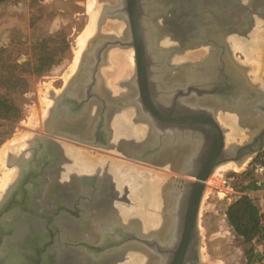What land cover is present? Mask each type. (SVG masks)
Listing matches in <instances>:
<instances>
[{
  "label": "flooded vegetation",
  "instance_id": "1",
  "mask_svg": "<svg viewBox=\"0 0 264 264\" xmlns=\"http://www.w3.org/2000/svg\"><path fill=\"white\" fill-rule=\"evenodd\" d=\"M122 1L124 0H118L115 5L109 3L103 5L98 18L99 31L92 37L91 45H89L91 48L85 54V59L89 57L90 71L87 70L85 75L81 74L84 71L79 70L68 83H62L59 92L54 96V103L49 115L45 118V125L42 124V129L33 133V137L30 139L24 156L26 159L29 158L30 162L26 161L25 165L20 168V171L22 169L26 171L21 177L25 183L20 185L21 187H17L19 193L13 200L16 208L6 221L0 220V264H52L55 255L58 256L60 253V246L57 245L63 242H73L77 248L83 249L84 254L90 256L105 255L111 249L110 244H113V247H116L114 249H117V246L126 238V232H121L117 228L113 231L117 221L123 224L131 218L134 220V227L129 236L135 237L133 252L136 251L135 253L145 256V264H158L159 257L156 255L158 253L153 248L152 240L164 231L163 222H167L170 218L167 229L173 238L179 237L181 234L175 224L178 215L175 204L177 198L174 193L177 188L174 186V178L189 179V177L177 174L171 179L159 170L144 167L145 171L157 172L151 174L154 177L150 180L152 184L151 182L145 183L147 190L144 193L145 200L142 197L140 205L139 203L136 205V214L133 216L132 214L125 216L118 209L113 208L118 210L120 217L117 221L111 219L108 223L102 219L104 213L103 188L97 183L94 186L87 184L86 187H83L76 179L79 174H92L95 170L83 171L69 183L63 180V169L72 163L73 158L68 148L83 150L82 153L87 163L95 162L91 159L96 156L95 154L101 155L100 152L93 154L92 150L80 148L78 144L89 148L120 149L125 157L136 156L141 159L142 163L176 172L181 164L182 156L187 154L188 149L186 145H182V140L187 139V134L195 135L197 133L196 129L192 130L191 128L182 129L173 126L162 130L161 127L155 125L156 122L152 119L153 114L142 110L141 105L137 102L138 94L136 95L135 89L128 84L135 74V67L127 77L121 75L118 77L117 75L118 79L124 80L116 81L112 87H109L107 75L101 71L109 56L117 54L120 57L126 48H132L133 57L135 56L132 45L123 43L126 40L128 22L126 18L117 15V9L121 8ZM145 1L149 7V0H144V3H146ZM153 6H155L154 3L151 8ZM104 11L110 13L102 19L101 14ZM108 19H118L117 22L124 24V29L114 28L102 32L101 27ZM145 41L148 53L151 52L149 55L155 54L156 56L154 61L151 59L154 73H152L150 91L153 101L158 107H161L162 111L169 112L174 105L179 113L183 106L191 107L199 104L210 107V104L213 105V103L216 107L222 106L221 101L218 104L213 99L202 97L197 100L194 93L192 96L178 95L180 91L186 92L184 88L186 86L173 88L172 92H169L170 90H167L169 82L164 75L166 71L174 73L173 69L169 70L165 63V56L155 48L152 37L151 39L145 38ZM116 48H120V51H115ZM205 50L196 49L186 55L198 58L205 55ZM114 59L117 66L109 72L116 74L119 59ZM84 67H86L85 63ZM220 74L226 75V78L221 75L216 79V82L222 86L223 92H234V82H236L234 78L228 75L229 73L224 69ZM253 75L254 72L251 77L255 80ZM68 87L69 89L64 93ZM119 92L121 93L119 94ZM175 95H177L176 98ZM229 98L233 105L234 97L230 96ZM227 100L224 98L225 102ZM174 101H177L176 104ZM130 111L136 117L138 116L140 121L145 122L147 135L135 144H129L123 140L115 142L117 126L114 122L121 113ZM220 112L235 115L233 110H219L215 115L216 120H218ZM112 143L115 144V147L112 146ZM124 143L128 146L125 147ZM31 147L36 149L35 152L33 151V154L35 153L33 156L30 151ZM171 155L175 158L174 161H171ZM171 162L173 163L171 164ZM115 163L117 164V162ZM165 188L168 191V202L165 201L166 198L163 194ZM142 195L141 192L140 196ZM160 222L162 223L160 224ZM95 230L98 234L97 239L94 237ZM198 233L200 238L186 247V263L184 264H204L200 257L202 234L199 224ZM174 244L171 242L168 245L169 252L160 255L162 264H170L169 262L173 260ZM94 247L99 250H95ZM131 252L127 250L126 254Z\"/></svg>",
  "mask_w": 264,
  "mask_h": 264
},
{
  "label": "rangeland",
  "instance_id": "2",
  "mask_svg": "<svg viewBox=\"0 0 264 264\" xmlns=\"http://www.w3.org/2000/svg\"><path fill=\"white\" fill-rule=\"evenodd\" d=\"M90 1L6 0L0 3V94L18 109V117L9 115L0 118V153L3 148L9 145L11 140H15L14 137L17 139L24 135L28 138L26 147L21 148L16 153L12 146H8L6 163L3 165L0 162V178L5 171L18 167L11 160V154H20L26 150L33 133L41 130L42 124L45 125L46 114H49L47 113L49 111L48 104L53 105L54 96L59 92L62 83H68V79L76 73L71 71V67L75 62L76 52L80 48V39L90 21L88 5ZM104 2L115 5L118 0H105ZM169 3V15L171 16L168 27L169 36L166 41H160L157 47L160 53L165 56L169 70L172 68L174 72L166 71L164 75L169 82L168 91L183 86L190 81H207L219 78L222 69L226 70L232 78H234V74H243L234 61H239L247 66L245 73H250V76L254 71L257 74L261 72L263 75L264 20L257 21L255 29L251 33L252 30L249 31V12L253 9H263L264 0H244L243 2L237 0H169ZM117 20H106V23L101 27L103 28L101 29L102 32L109 31L117 26L119 23ZM109 23L114 24L113 27ZM97 27H99V22ZM194 28L202 30V35H204V30L211 28L218 40L226 31L232 32V37L228 40V47L224 48L223 52L221 49L214 50L210 45L198 46L197 48L185 47L182 52L175 51V49L184 46L190 32L196 30ZM96 31H99V29L97 28ZM89 45L91 44L88 43ZM159 46L165 50H160ZM89 48L91 47H86L83 53ZM196 49H206L205 55L198 58L186 55ZM131 50L132 48H126L120 57L114 54L119 59L120 65V69L118 67L116 74L113 73L114 76L127 77L128 73H131L134 69V58L131 66ZM115 51H120V48H116ZM111 58L114 59L113 56H109L107 63L103 64L101 70L104 67L106 70L110 68L108 65ZM79 63H77V67H79ZM35 65H39L41 68L39 72L34 70ZM113 67L110 68L111 71L115 68ZM120 72L124 74H117ZM118 80L123 81L124 79ZM108 85L112 87L113 83L108 82ZM220 114H223L224 117L227 116L228 122L232 123L235 120V130L239 133L238 135L245 137V132L238 124L235 115L228 112H220ZM220 114L218 123L225 128L228 136L233 133L234 127L231 123L226 124L221 120ZM146 129L145 122L140 121L138 116L133 115L126 122L125 120L122 121L120 129L117 131L115 128V131L119 140L135 144L146 137ZM236 139H233L232 142L239 141ZM112 146L115 147V144ZM78 147L92 150L93 154H95L94 152H100V156L106 158V161H104L106 165L101 167L103 173L100 174L101 170L97 169L99 175L97 184L103 188L102 192L104 194V197H102L104 199L102 219L106 223L111 219L117 221L120 217L118 210L121 212L123 208L131 210L133 212L132 216L136 214L137 201L131 197L132 192H126L131 191L136 184V192H139V187L148 183L147 181L151 182L149 176L152 173H157L155 171L152 173L145 171L144 167L159 170L171 179L178 174L175 171H166L163 168H156L142 163L140 160L125 157L120 149L89 148L81 144H78ZM95 155L91 159L99 162V155ZM254 156L246 161L253 160ZM261 160H264V155ZM129 161L134 163V168L127 165ZM113 162H117L119 166L113 165ZM72 163H76L74 158H72ZM66 167L63 169L62 176L64 182L69 183L79 173L71 174L68 169L69 166ZM243 168L240 170L226 169L217 176H214V172L208 180L198 219L202 234L200 257L204 264H246L244 250L249 244L235 238L225 216L227 205L235 197L234 186L228 187L230 181L227 176L231 172L240 173ZM143 172L146 173V176L141 175ZM189 179L194 178L189 177ZM143 180L146 182L143 183ZM228 189H231V191L226 192ZM127 203L132 204V207L128 208ZM96 232L95 230L94 237L97 239L98 234ZM127 250L133 252L134 248H126L112 254L107 252L105 255L90 256L84 254L83 249L69 246L63 254L58 253V256L55 255L52 264H127L130 262L126 254Z\"/></svg>",
  "mask_w": 264,
  "mask_h": 264
},
{
  "label": "water",
  "instance_id": "3",
  "mask_svg": "<svg viewBox=\"0 0 264 264\" xmlns=\"http://www.w3.org/2000/svg\"><path fill=\"white\" fill-rule=\"evenodd\" d=\"M151 1L155 6L146 8L144 6V0H124L122 1L121 8L117 9V15L122 16L124 19L126 18L128 22V29L125 34L126 40L123 43L126 45L131 44L135 54V74L129 80L130 82L128 84L135 89L136 95L138 94L137 102L141 105L142 110L149 112L151 115L153 114L152 119L156 122L155 125L161 127L162 130L178 126L182 129L191 128L197 131L195 135H192L197 139V145H194V152L189 160L182 159L181 163L185 167L183 166L178 172L182 176H191L195 179L174 178V186L177 188L174 193L176 195L175 198H177L175 204L176 214L178 215L175 224L177 226L176 228L181 231V234L172 241V243H175L174 258L169 263L184 264L186 263V247L191 242L200 238L198 233V219L206 179L212 174L217 165L230 160L240 164L246 158H251L264 150V75L260 77L262 80H254L250 74L245 73L247 66H244L239 61H234L237 67L243 72V74H234V80L236 81L234 82V92L224 93L222 86L216 82L217 77L207 81H190L183 85L186 86L184 87L186 92L180 91L178 93V95L185 94V96H192L194 93L197 100L202 97L205 99H213L218 104L221 101L220 104L222 106L220 105L214 108L199 104L191 107L183 106L179 113L174 105L171 111H162L160 109L161 107H158L153 101L152 92L150 91L153 68L151 56L145 44L147 34L145 32V26L148 27L155 48L158 47L160 41H166V38L169 36L168 27L171 22V16L169 15L170 3L169 0ZM237 1L243 2L244 0ZM108 13L110 12H102V19ZM249 20V31H251L256 21L264 20V7L263 9L251 10L249 12ZM231 33L229 31L224 32L220 40H218L211 28L204 30V35H202V30H192L188 36L189 38L184 42V46L175 49V51L182 52L185 47L197 48L198 46L210 45L214 50L221 49L223 52L224 48L228 47L227 42L232 37ZM119 42L122 43L121 41ZM159 49L165 50L164 48H160V46ZM221 75L226 78V75ZM68 89L69 87L64 90V93ZM169 92L172 91L170 90ZM230 96L234 97L233 105L230 103ZM176 97L177 95H175ZM224 98L228 100L225 102ZM176 102L174 101L175 104ZM225 109L233 110L238 124L247 133L245 139L226 144L225 128L218 123L215 116L216 112ZM124 146L127 147L128 144L124 143ZM30 151H32V156L35 155V153L33 154V151H36L35 148L33 149L31 147ZM15 158L24 160V163L26 161L27 163L30 162L28 160L29 158H24L23 154ZM132 158L141 160L136 156H132ZM127 165L130 168L135 167L133 162L130 161ZM25 172L23 169L20 171L8 192L0 199V220L6 221L16 208L13 200L19 193L17 187L25 183L23 178H21ZM98 177L99 175L96 170L92 174H79L76 179L80 182L81 186L86 187L87 184L94 186L98 181ZM131 191L128 190L127 193ZM128 203L126 205L128 208H131L132 204ZM132 203L134 204V202ZM133 227L134 220H129L123 224H120V222L115 224L113 231L117 228L121 232H126V238L123 241L120 240L122 243L117 246V249H114L116 247L110 244L111 249L108 251L109 254L116 252V250L121 251L126 248H135V237L129 236ZM152 242L154 250L159 255H164L169 252V244L158 243L156 239H153ZM75 245L73 242H63L57 246H60V254H63L65 249Z\"/></svg>",
  "mask_w": 264,
  "mask_h": 264
},
{
  "label": "bare ground",
  "instance_id": "4",
  "mask_svg": "<svg viewBox=\"0 0 264 264\" xmlns=\"http://www.w3.org/2000/svg\"><path fill=\"white\" fill-rule=\"evenodd\" d=\"M146 2V1H145ZM149 8H151V6H152V3H151V0H149ZM105 4V2H104V0H91L89 3H88V5H89V11H90V21H89V24L87 25V28H86V30L84 31V34L82 35V37H81V39H80V42H79V45H80V48H79V50L76 52V56H75V62H74V64H73V66L71 67V71L72 72H76L75 74H77L78 73V71L79 70H81V71H84V72H81V74H85L86 75V72H87V70L88 71H90L89 70V67H88V64H89V57H88V59H85V54H86V52H84L83 53V51H84V49L86 48V47H89L88 46V43H91V37L95 34V32H97L96 31V29L98 28L97 27V23H98V18H99V13H100V8H102L103 7V5ZM144 6L146 7V8H148V5H147V2L144 4ZM99 7V8H98ZM146 22H147V20H146ZM257 22V21H256ZM256 22H255V24H256ZM121 23V22H120ZM120 23H118L117 24V26H115V27H113V25L114 24H111V23H109L112 27H113V29L115 28V29H117V30H121L122 28H123V25L124 24H120ZM255 24H254V27L252 28V31H251V33L253 32V30L255 29ZM146 28H145V32L147 33L146 34V39L149 37L150 39H151V35L149 34V30H148V27L147 26H145ZM195 27V26H194ZM188 28V27H187ZM101 29H103V28H101ZM110 29V28H109ZM124 29V28H123ZM194 29H196V28H194ZM238 39V38H237ZM237 39H236V41H237ZM90 49V48H89ZM82 53H83V56H82V58H81V55H82ZM151 53V52H150ZM149 53V54H150ZM151 56H152V60L154 61L155 60V58H156V56H155V54H151ZM113 57L114 58H116L115 56H114V54H113ZM133 49L131 50V52H130V59H131V66L133 65ZM81 59V60H80ZM79 61H80V63H79ZM115 60L113 59V58H111V62H110V64L108 65V66H110V68L111 67H116L117 66V62H114ZM263 62V61H262ZM77 63H79V67H77ZM84 63L86 64V67H84L83 68V65H84ZM80 65H82V66H80ZM113 67V68H114ZM81 68V69H80ZM82 68H83V70H82ZM110 68L108 69V70H106L105 69V67L101 70L102 72H103V74H106L107 75V79H108V81L109 82H111V83H113V84H115L116 83V81H119L118 80V78L116 77V75L114 76V74L113 73H111V72H108L109 70H110ZM112 69V68H111ZM119 69H120V65H119ZM111 71V70H110ZM260 71H262V70H260ZM256 71H254V75H253V77L256 79H260V77H261V75H262V73L261 74H257V73H255ZM154 73V72H153ZM72 74V73H71ZM88 74V73H87ZM74 75V74H73ZM153 77V76H152ZM71 78H72V76L68 79V81L67 82H69L70 80H71ZM80 80V79H79ZM77 87V86H76ZM121 88V87H120ZM76 89V88H75ZM74 89V90H75ZM121 92H119V94H120ZM160 95V94H159ZM167 95V94H166ZM159 98V97H158ZM45 100V99H44ZM162 100V99H161ZM46 101V100H45ZM216 102V101H215ZM45 103V102H44ZM48 103H51V102H48ZM216 104V103H215ZM49 105V111H47V113H49L50 112V110H51V108H52V104H48ZM211 106L210 107H212V108H214V107H216L215 105H214V103H213V105L212 104H210ZM49 114H46V117L45 118H47V116H48ZM131 117H133V113H132V111H130V112H124V113H121L117 118H116V120H115V122H114V124L117 126V131H118V129H120V126H121V122L122 121H124L125 120V122L127 121V120H129ZM220 118H221V120H223L224 122H226V124H230L231 122H228L227 121V116H225L224 117V115L223 114H220ZM231 118V117H230ZM218 121V120H217ZM235 121V120H234ZM234 121H232V123H231V125H233L232 127H234V129H233V133H230L228 136H227V134H226V144H230L231 142H232V140L233 139H236V137H237V139L238 140H243V139H245L246 137H247V133H245L244 134V138L242 137L243 135H238L239 133L235 130V122ZM32 122V121H31ZM30 122V123H31ZM219 122V121H218ZM48 123V122H47ZM128 123V122H127ZM123 124H124V122H123ZM222 124V123H221ZM135 130H136V128H134ZM133 129V130H134ZM245 132V131H244ZM227 133H229V132H227ZM19 134V133H18ZM120 134H121V132H120ZM20 135H22V134H20ZM122 135V134H121ZM19 136V135H18ZM239 137H240V139H239ZM15 138V140H11V142L9 143V145L10 146H12V148H13V150H14V152L16 153V152H18L19 150H21V148H24V147H26L25 145H26V143H27V140H26V136H22V137H18L17 139H16V137H14ZM186 138L187 139H183L182 140V145L184 144V146L186 145V147H188V149H187V154H185L184 156H182V158H181V161H180V163L182 162V159L183 160H189V158L191 157V155L193 154V152H194V145L196 144L197 145V139L195 138V137H193L192 135H190V134H187V136H186ZM236 139V140H237ZM117 141H119V139H118V137H116V139H115V142H117ZM8 145V146H9ZM8 146H6L5 148H3V150L1 151V153H0V162L4 165L5 163H6V157L8 156ZM25 152L26 151H24V152H22L21 154H23L24 156H25ZM177 154V153H176ZM20 155V154H19ZM75 155H77V157H79V158H77V157H75V160H76V163H72L71 165H67V166H69L68 167V169H69V171H71V174H76V173H81L82 171H89V170H96V169H99L100 168V170H101V172L103 173V168H101V167H103L104 165H106V162H101V163H97V162H88L87 163V161H86V159H85V157L83 156V153H79V152H77ZM179 155V154H178ZM16 156H18V154H11V160H13L14 161V163L15 164H17L18 165V167H16V168H10L9 170H7V171H5L4 173H3V175L1 176V178H0V199L2 198V196L4 195V192H5V194L8 192V190L10 189V186H11V184L14 182V180L17 178V176H18V174H19V172H20V166L21 167H23L24 165H25V161L24 160H20V159H16L15 157ZM89 157V156H88ZM83 159V160H82ZM171 161H174L175 160V158L174 157H172V155H171ZM248 158H246L242 163H240V164H237L236 162H234V161H232V160H230V161H226V162H223V163H221V164H219V165H217L216 167H215V169L213 170V172H212V174L210 175V176H212L213 175V173L215 172V174H214V176H217L221 171H224V170H226V169H231V168H233V169H236V170H240L241 168H243V166H245L246 165V163H247V160ZM246 161V162H245ZM114 164L113 165H115L116 163L115 162H113ZM173 162H171V164H172ZM244 163V164H243ZM243 164V165H242ZM20 165V166H19ZM117 165V164H116ZM117 166H119V165H117ZM185 167V165L184 164H179V168L177 169V171L179 172L180 171V167L182 168V167ZM218 167V168H217ZM67 168V167H66ZM67 170V169H66ZM139 171V170H138ZM176 171V172H177ZM142 172V171H141ZM177 172V173H178ZM145 175L146 176V173H141V175ZM69 175V174H68ZM151 176V178H154L153 177V175H150ZM149 176V177H150ZM210 176L206 179V181H205V184H206V186H205V190H204V193H203V196H202V201H201V205H202V202H203V198H204V196H205V192H206V189H207V183H208V180H209V178H210ZM185 177H191V176H185ZM192 178H194V177H192ZM53 179V178H52ZM69 179V178H68ZM71 179V178H70ZM143 179V178H142ZM145 179V178H144ZM195 179V178H194ZM194 179H189V180H194ZM145 180H143V183H145L144 182ZM219 181V180H218ZM52 182V181H51ZM140 182V181H139ZM148 183H149V181H148ZM152 184V183H151ZM160 186V185H159ZM137 184L132 188V194H131V197H133L134 199L133 200H135V201H137L136 202V205H138V203H139V205H140V202H141V200H142V197H143V199L145 198L144 196V193L147 191L146 190V186L143 184V186L142 187H139V189H140V191L138 192H136V190H137ZM7 189V190H6ZM141 192L143 193V195L142 196H140V194H141ZM163 194H164V196H165V198H166V202H168V191H167V188H165V191L163 190ZM129 196V195H128ZM151 198H152V196H151ZM145 200V199H144ZM162 203V202H161ZM103 210V209H102ZM121 213H123L125 216H127L126 214H133V212L131 211V210H127L126 208H123V209H121ZM159 213V212H158ZM201 213V206H200V210H199V214ZM152 216V215H151ZM150 216V217H151ZM167 216H169V215H167ZM169 220H170V218H169ZM169 220H167V222L165 221V222H163V220H162V222L164 223V231L160 234V236H155V239H156V241L158 242V243H161V244H163V243H167V244H170L172 241H173V236H172V234H169V230L167 229V227H168V225H169V223H168V221ZM162 222H160V224L162 223ZM158 225V224H157ZM160 226V225H159ZM199 227H200V225H199ZM168 230V231H167ZM8 250V249H7ZM136 252V251H135ZM135 252H131V253H128L127 254V256H128V258L130 259V262L129 263H127V264H145V262H146V257L145 256H142V255H139V254H137V253H135ZM158 257H159V260H158V264H162V259H161V256L159 255V254H156ZM119 256H120V254H119ZM149 257V256H148ZM17 258V257H16ZM15 258V259H16ZM154 259V258H153ZM150 261H151V259H150ZM113 262V261H112ZM149 262V261H148ZM151 263V262H150Z\"/></svg>",
  "mask_w": 264,
  "mask_h": 264
},
{
  "label": "trees",
  "instance_id": "5",
  "mask_svg": "<svg viewBox=\"0 0 264 264\" xmlns=\"http://www.w3.org/2000/svg\"><path fill=\"white\" fill-rule=\"evenodd\" d=\"M4 1L6 0H0V3ZM34 70L39 72L41 68L39 65H35ZM9 115L18 117V109L6 97L0 94V118ZM263 155L264 150L257 153L253 160H261ZM227 177L230 181V187L234 186V190L238 194L226 207V220L235 238L249 244L244 250L246 264H255L257 261L256 248L263 238L264 224L260 207L254 197L247 194V192L255 190V186L251 182V171L249 168H246L240 173L231 172Z\"/></svg>",
  "mask_w": 264,
  "mask_h": 264
},
{
  "label": "built area",
  "instance_id": "6",
  "mask_svg": "<svg viewBox=\"0 0 264 264\" xmlns=\"http://www.w3.org/2000/svg\"><path fill=\"white\" fill-rule=\"evenodd\" d=\"M249 168L251 171V182L255 186V190L247 192L248 195L254 197L256 203L260 207L264 224V160H250L246 163L243 170ZM242 170V171H243ZM228 187H230L228 183ZM231 191L228 189L226 192ZM238 194L234 190V196ZM257 261L255 264H264V235L259 245L256 248Z\"/></svg>",
  "mask_w": 264,
  "mask_h": 264
},
{
  "label": "crops",
  "instance_id": "7",
  "mask_svg": "<svg viewBox=\"0 0 264 264\" xmlns=\"http://www.w3.org/2000/svg\"><path fill=\"white\" fill-rule=\"evenodd\" d=\"M31 139V138H30ZM27 141H28V138H27ZM31 140H29V142H30ZM68 150H69V152H70V154L73 156V158L75 159V157H77V155H75L77 152H83V150H77V149H72V148H68ZM26 155H28V154H26ZM99 157V163H101V162H104V161H106V158L105 157H102V156H98ZM78 158V157H77ZM77 160V159H76ZM68 165H70V164H68ZM83 172V171H82Z\"/></svg>",
  "mask_w": 264,
  "mask_h": 264
}]
</instances>
